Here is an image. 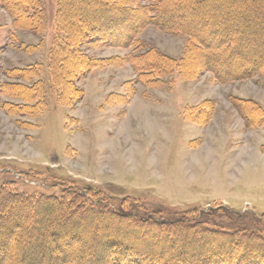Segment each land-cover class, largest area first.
<instances>
[{"label":"rangeland","instance_id":"rangeland-1","mask_svg":"<svg viewBox=\"0 0 264 264\" xmlns=\"http://www.w3.org/2000/svg\"><path fill=\"white\" fill-rule=\"evenodd\" d=\"M240 2L230 0L221 21L239 29L242 36L235 40L236 45L244 46L249 36L263 44L264 0ZM87 3L69 0L66 6L73 16H81ZM153 3L137 0V6L143 8ZM44 7L46 28L41 34L14 28L0 7V83L13 81L4 74L13 67L46 65V71L40 70L30 82L22 80L25 84L42 82L37 98L29 97L26 102L0 94V207L7 223L17 222L25 229L28 238L21 251L41 264L38 247L52 244L44 235L55 223L47 219L55 210L28 207L24 200L55 198L73 210L63 230L82 231V264H108L104 240L112 232L131 239L146 253L160 256L157 264H202L199 259L206 251L212 255L206 264H233L227 257L230 251L242 257L234 264H264V219L255 222L261 229V241H257L240 237L221 210L264 214V67L249 78L226 82H220L211 71L189 80L177 71L158 73L160 79L140 76L126 57L152 48L179 58L187 41L184 34L173 35L147 25L136 37L140 41L137 48L102 41L83 45L84 54L109 61L71 78L65 89L53 83L47 66L56 1L44 0ZM181 11L176 9L179 15ZM259 11L261 16H254ZM250 15L256 19L248 29ZM19 42L44 44L29 54L18 48ZM245 53L237 56L244 63ZM190 56L188 69L206 60L205 54ZM235 56L223 54L224 58ZM150 76L153 81L146 82ZM5 101L27 105L7 111ZM65 186L72 188L65 191ZM78 188L107 198L108 206L103 209L134 202L140 217L154 214L156 218L191 219L200 212L194 222L214 232L203 236L189 228L192 223L187 219L178 222L184 223L179 230L143 223L140 218L113 220L101 214L104 210H96L90 200L77 196ZM229 233L235 236L228 237ZM236 239L240 244L230 245ZM75 242L72 244L79 246ZM44 253L42 264L56 251ZM58 256L53 264H74L72 255ZM123 256L117 253L112 264H123Z\"/></svg>","mask_w":264,"mask_h":264},{"label":"trees","instance_id":"trees-1","mask_svg":"<svg viewBox=\"0 0 264 264\" xmlns=\"http://www.w3.org/2000/svg\"><path fill=\"white\" fill-rule=\"evenodd\" d=\"M55 1L54 36L52 46L47 54V66L50 79L53 83L60 84L64 88L68 85L71 78L78 77L91 68L100 65L106 66V63L103 64L102 62L109 61L107 59H94L84 54L81 50L83 45H91L102 41L111 46L128 48L134 45L135 48H137L139 47L140 41H137L136 37L147 25H155L162 31L173 35L184 34L187 36V41L183 54L179 58L162 54L157 50L154 51L152 48L143 53L134 54V56H129L128 58L126 57L140 76L154 75L157 79H160L162 75L158 73L165 75L166 73L170 74L172 71H177L181 74L182 78L185 79V77L188 76L189 80L197 78L198 75L204 71H211L220 82H226L249 78L264 67V43H259L255 38L249 36L245 38L244 46L236 45L235 40L242 36L239 29L233 28L229 24H223V21H221L226 13L225 7L229 5L230 0H151L154 3L150 6H144V8L137 6V0H82L88 3L84 8L85 15L82 14L81 16H73L70 9L66 6L69 0ZM240 1L245 2V0H237V3ZM0 7L10 16L14 28H23L36 34H41L45 31L46 11L44 0H0ZM177 8L182 9L180 15L176 12ZM261 8L263 9L262 5L260 6V9ZM255 9L258 10L257 6H255ZM234 12L236 13L235 10ZM261 13L262 11H259L254 14V16H261ZM254 16L250 15V17H248L249 22L245 25L248 29L256 19ZM209 26L212 27L213 33L208 31V29H210ZM214 26L216 27L215 29ZM42 43L43 42H40L36 45L19 42L18 48L29 54H33L42 48L44 44ZM195 52L197 54H205L206 60L202 62L199 61L194 68L192 66L191 69H188V65H191L190 59L192 58L190 54L195 55ZM225 52H230V54L235 53L236 56L233 58H224L223 54ZM241 53H245V58H243L246 60V63L237 59L240 57L239 54L241 55ZM152 54H154V56ZM252 56L254 58H252ZM188 60L190 61L187 63ZM45 66L44 63H36L35 65L23 68L13 67L6 70L4 73L5 76L13 81L0 83V94L25 100L26 102H28L27 99L29 97L37 98L39 96L38 87L42 85V82L37 81L32 84H25L22 80L30 82L33 78L37 77L40 70H43V72L46 71ZM235 67L238 68V70H234ZM152 79L154 78L150 76V79L146 82H151L153 81ZM38 100H41V97H39ZM23 105L27 104L14 105L10 101H5L3 103L7 111L16 109V107H20L21 109ZM64 185L65 183H63L62 186ZM65 187V191L72 188L71 186ZM97 194L98 193L95 192L92 193L88 189L78 188L76 191L77 196L90 200L96 210L99 212L104 210L101 214H105L113 220L140 218L143 223L152 222L160 226L163 225L166 229L173 230L174 228V230H179L178 227L181 226L179 224L184 223L178 222L187 219L185 217L180 218L181 220L168 217L156 218L154 214L150 215V217H147L146 214L140 217V212L136 209L137 206L134 202L127 205L125 201V204L123 202L120 203L116 209H109L107 207L108 199L97 197ZM24 201L28 207L38 206V209L41 210L50 207L51 210L53 209L55 212L56 209L60 210L57 211L59 214L52 212L47 217L50 224L54 220L55 223H52L54 225L46 228V233L44 235L52 244H44V246L38 247L37 256L40 258L39 261L41 264L43 262L41 257L45 256L46 253L44 252L46 250H54L56 253H50L45 264H53L59 257L58 254L63 255L67 253L72 255L73 259H75V261H73L74 264H82L85 258L83 255L85 252V244L84 241L81 240V238H83V236H81L82 231H80L79 228L75 232L63 230L69 212H73L71 207L55 198H47L39 202L33 200L31 202L28 200ZM105 205H107L106 207L109 210L103 209ZM124 205L128 206L127 210L122 209ZM3 210L4 208L0 207V216H2V218H0V264H37L36 258L33 259V255L28 253L25 254V252L21 251L22 246L25 245V239L28 238L25 229L17 222L7 223L6 214L4 213V215H2ZM221 210L225 212V216L229 219L237 233H240V237L254 238L257 241H261L258 238L261 229L256 223L260 220L263 221L264 214L258 217L254 212H236L230 208L223 207ZM191 211L194 213L198 212ZM94 213L93 211L92 214ZM199 213L200 212L194 214L191 219H187L190 221L189 223H192L188 224L189 228L191 230H198L203 236H208L214 231L202 228V225L194 222ZM7 217H9V215ZM111 234L104 240L107 248L104 250L103 254H106L105 260L108 264L114 263V256H116L117 253L124 254L123 257L125 259L123 264H157L160 262V256L156 257L155 255L146 253L141 248L136 247L131 239L122 237L119 233L116 234L112 232ZM210 236H212V234ZM231 236L232 235L229 233L228 237ZM74 237L78 240H73L72 238ZM236 237L238 238V235ZM64 239H69L71 242H62ZM73 241H78L75 243H78L79 246H74V244H72ZM234 244L238 245L240 242L236 239L235 242L233 241L230 245L235 246ZM262 246L264 247V242ZM42 249H44L43 252ZM18 251L19 253L17 255ZM94 255H97V253ZM240 256L236 257L235 253L233 254V251H230L227 257L232 258V262L235 263L236 261L240 262L242 260ZM211 258L212 255L210 252L206 251L201 254V259L199 260H202V264H206L208 262L207 260ZM102 259L103 258L100 260ZM248 259L250 261L252 260L249 256ZM93 263L94 262H89L87 264ZM119 264H122V262Z\"/></svg>","mask_w":264,"mask_h":264}]
</instances>
